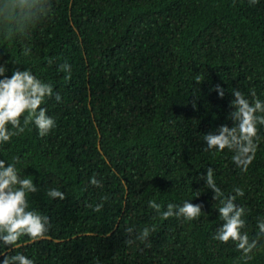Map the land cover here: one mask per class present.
<instances>
[{
	"label": "trees",
	"instance_id": "trees-1",
	"mask_svg": "<svg viewBox=\"0 0 264 264\" xmlns=\"http://www.w3.org/2000/svg\"><path fill=\"white\" fill-rule=\"evenodd\" d=\"M49 3L25 35L0 34V63L17 62L6 65L8 76L28 68L53 85L61 100L48 98L41 107L56 127L40 137L30 124L0 144V159L20 158V175L39 189L29 194L30 209L48 216L50 227L46 239L0 242V261L21 253L35 264H243L233 242L213 239L223 224L220 204L201 177L212 167L225 196L244 190L235 203L245 207L243 231L254 237L264 218V126L246 172L228 149L205 151L203 135L232 126L234 89L250 101L254 89L264 100V0ZM63 63L71 66L70 79L58 70ZM93 176L102 187L90 183ZM50 188L66 198L50 199ZM153 199L162 211L184 200L203 208L195 220L161 219L148 207ZM153 225L147 241L126 243ZM248 264H264V247Z\"/></svg>",
	"mask_w": 264,
	"mask_h": 264
},
{
	"label": "clouds",
	"instance_id": "clouds-1",
	"mask_svg": "<svg viewBox=\"0 0 264 264\" xmlns=\"http://www.w3.org/2000/svg\"><path fill=\"white\" fill-rule=\"evenodd\" d=\"M258 0H249L255 5ZM49 0H0V34L6 38L14 34L25 35L31 25L50 11ZM23 55L31 54V49L25 47ZM16 61H4L0 63V144L10 142L13 136L21 135L25 129L34 124L40 137H44L56 127L53 117L47 115V109L41 107L48 98H55L57 102L61 100L58 92L54 93L53 85L44 82L35 76L30 69L20 70L14 68L11 76L6 75L8 71L6 65ZM51 64V58L48 59ZM60 71L67 73L65 79L71 77V66L67 63L59 65ZM202 77L196 78V83H200ZM215 90L219 97L224 96V89L221 85H215ZM234 99L230 102L232 111L229 118L232 126L220 125L215 133L209 132L203 135L205 151L215 149L222 152L228 149L233 153L232 162L242 172H246L248 166L255 158L259 136L258 126H264V100L257 97L255 90L250 93L251 101L239 90L232 91ZM196 107L193 102V108ZM23 118V123H21ZM9 125L11 127H9ZM20 162L19 157H13L12 163H7L0 159V242L5 246L16 245L21 236H28L32 241L46 239L49 231V217L42 215L29 206V194L39 191L31 176H21L16 164ZM205 181V186L212 190L213 200H218L220 206L217 208L220 220L223 224L216 229L213 239L220 243L235 244L236 249L241 253L239 259L243 264L253 259L254 252L259 250L261 240L264 239V218L257 219V229L254 237L249 236L244 219L246 209L244 206L235 203L237 197L244 196V190L240 187L233 189L232 195L225 196L214 179V169L208 167L206 175L201 177ZM90 183L97 187H102L99 180L93 176ZM201 191H196L193 197H198ZM46 195L50 199H65V194L57 188L46 190ZM97 204L94 211H101L103 201ZM148 207L154 209L161 219H168L176 216L183 217L186 221L198 219L201 215L203 204H193L189 200H184L177 205L168 203L166 210H161L162 206L155 199L148 202ZM155 226L144 227L135 237L126 240L127 244L134 243V240L147 241L154 232ZM129 236H132L133 229H126ZM147 246H150L147 245ZM0 264H35L34 259L28 258L24 254L17 253L12 256H3Z\"/></svg>",
	"mask_w": 264,
	"mask_h": 264
}]
</instances>
